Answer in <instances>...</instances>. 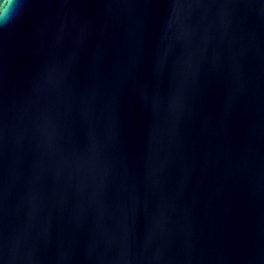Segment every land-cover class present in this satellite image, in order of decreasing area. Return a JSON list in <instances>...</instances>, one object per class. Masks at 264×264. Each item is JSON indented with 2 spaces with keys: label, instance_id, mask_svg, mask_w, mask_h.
Segmentation results:
<instances>
[{
  "label": "water",
  "instance_id": "95a60500",
  "mask_svg": "<svg viewBox=\"0 0 264 264\" xmlns=\"http://www.w3.org/2000/svg\"><path fill=\"white\" fill-rule=\"evenodd\" d=\"M0 264H264V0H24Z\"/></svg>",
  "mask_w": 264,
  "mask_h": 264
},
{
  "label": "clouds",
  "instance_id": "9594fccd",
  "mask_svg": "<svg viewBox=\"0 0 264 264\" xmlns=\"http://www.w3.org/2000/svg\"><path fill=\"white\" fill-rule=\"evenodd\" d=\"M24 0H0V27L15 20L22 12Z\"/></svg>",
  "mask_w": 264,
  "mask_h": 264
}]
</instances>
